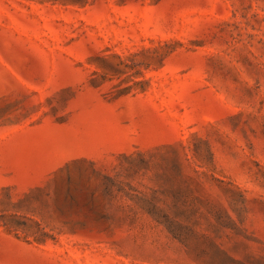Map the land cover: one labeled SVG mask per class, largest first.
Listing matches in <instances>:
<instances>
[{
	"label": "rangeland",
	"instance_id": "rangeland-1",
	"mask_svg": "<svg viewBox=\"0 0 264 264\" xmlns=\"http://www.w3.org/2000/svg\"><path fill=\"white\" fill-rule=\"evenodd\" d=\"M0 264H264V0H0Z\"/></svg>",
	"mask_w": 264,
	"mask_h": 264
}]
</instances>
